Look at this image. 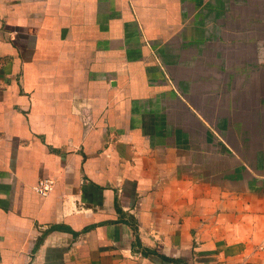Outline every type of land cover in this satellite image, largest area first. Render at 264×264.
Here are the masks:
<instances>
[{
	"label": "crops",
	"instance_id": "0c3cea01",
	"mask_svg": "<svg viewBox=\"0 0 264 264\" xmlns=\"http://www.w3.org/2000/svg\"><path fill=\"white\" fill-rule=\"evenodd\" d=\"M0 264H264V0H0Z\"/></svg>",
	"mask_w": 264,
	"mask_h": 264
},
{
	"label": "built area",
	"instance_id": "2783aa9c",
	"mask_svg": "<svg viewBox=\"0 0 264 264\" xmlns=\"http://www.w3.org/2000/svg\"><path fill=\"white\" fill-rule=\"evenodd\" d=\"M51 184V179L50 178H42L39 182L38 190L41 194L45 195L49 191V187Z\"/></svg>",
	"mask_w": 264,
	"mask_h": 264
}]
</instances>
